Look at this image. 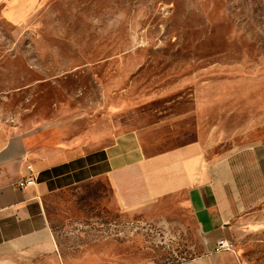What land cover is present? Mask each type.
I'll return each mask as SVG.
<instances>
[{"label":"rangeland","instance_id":"obj_1","mask_svg":"<svg viewBox=\"0 0 264 264\" xmlns=\"http://www.w3.org/2000/svg\"><path fill=\"white\" fill-rule=\"evenodd\" d=\"M0 0V122L29 146L73 154L147 130L156 149L264 141V0H41L19 22ZM259 225L234 242L264 264ZM63 245L95 264H177L204 239L183 197L138 210L107 179L52 197Z\"/></svg>","mask_w":264,"mask_h":264},{"label":"crops","instance_id":"obj_2","mask_svg":"<svg viewBox=\"0 0 264 264\" xmlns=\"http://www.w3.org/2000/svg\"><path fill=\"white\" fill-rule=\"evenodd\" d=\"M41 0H6L19 22ZM35 150L0 122V264H95L91 254L67 249L52 226V197L107 179L120 206L138 210L183 197L204 239L199 256L177 264H243L235 241L259 225L264 203V141L211 152L201 139L156 149L147 130L118 135L108 145L63 155ZM36 184L14 183L29 175ZM255 224V225H254ZM221 243L230 249H220Z\"/></svg>","mask_w":264,"mask_h":264},{"label":"built area","instance_id":"obj_3","mask_svg":"<svg viewBox=\"0 0 264 264\" xmlns=\"http://www.w3.org/2000/svg\"><path fill=\"white\" fill-rule=\"evenodd\" d=\"M27 169L29 171V175L17 180L14 184L19 188H27L30 186H34L36 184V175L33 171L32 165H28ZM220 249H230V245L221 243Z\"/></svg>","mask_w":264,"mask_h":264}]
</instances>
